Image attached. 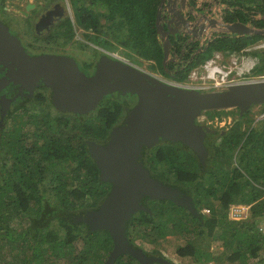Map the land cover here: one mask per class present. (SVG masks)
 Returning <instances> with one entry per match:
<instances>
[{
	"label": "trees",
	"instance_id": "obj_1",
	"mask_svg": "<svg viewBox=\"0 0 264 264\" xmlns=\"http://www.w3.org/2000/svg\"><path fill=\"white\" fill-rule=\"evenodd\" d=\"M216 1L222 4L224 22L264 29V0ZM74 2L78 24L99 26L102 41L116 42L122 55L150 62L153 70L174 81H184L215 51L239 53L264 41V34L220 32L204 52L195 54L197 40L170 34V55L183 58L163 67L155 24L160 0ZM249 53L256 64L246 76L264 74V47ZM106 96L87 116L55 110L44 91L36 90L16 99L0 120V264H102L106 259L113 246L108 231L89 230L76 220L97 209L109 188L99 179L87 145V140H107L124 117L122 98ZM233 109L204 112L235 114L225 131L206 135L204 165L180 142L159 141L154 152L144 147V163L152 174L189 196L201 214L194 216L168 199H149L144 205L150 212L132 214L124 233L129 243L139 247L136 241H142L149 248L145 254L166 260L151 264H213L221 255L223 264H264V234L258 229L264 224V116L256 120L250 108L242 114ZM159 163L162 173L156 170ZM237 205L246 207V213L230 218V208ZM169 233L183 241L175 247L176 259L161 248ZM113 264L139 263L121 254Z\"/></svg>",
	"mask_w": 264,
	"mask_h": 264
},
{
	"label": "water",
	"instance_id": "obj_2",
	"mask_svg": "<svg viewBox=\"0 0 264 264\" xmlns=\"http://www.w3.org/2000/svg\"><path fill=\"white\" fill-rule=\"evenodd\" d=\"M163 3L164 0H160L155 19L163 46V67L174 59L170 55L169 35L182 30L192 41L198 40L207 27L213 29L217 25L222 26L223 32L235 35L264 34V29L238 21L218 22L206 13H201L198 23L191 26L181 11L182 6L177 7L178 0H168L171 7H167V15ZM207 45L199 46L195 54L204 52ZM115 59L112 63L102 59L92 73L85 74L72 58L28 55L19 40L0 22V66L5 69L0 76V90L8 84L14 89L10 96L0 94V120L16 99L32 96L38 84L51 89V101L56 110L77 114L94 109L104 96L113 92L136 95L137 103L127 113L123 124L112 128L105 145L87 141L99 169V179L107 181L111 187L97 209L78 215L76 220L84 222L89 230L108 231L113 246L102 264H113L121 254L133 256L139 264L165 263L164 258L147 255L140 247L131 245L124 234L125 224L132 214L140 210L150 212L140 199L143 196L168 199L194 216L201 217V214L179 188L150 175L139 161L143 148H151L164 139L180 142L204 165L208 150L203 137L205 131L213 130L203 129L198 123L199 117L205 111L231 108H238L242 114L252 105H260V117L264 116V81L251 79L222 90L199 91L178 87L135 64ZM165 72L170 73L167 69Z\"/></svg>",
	"mask_w": 264,
	"mask_h": 264
},
{
	"label": "flooded vegetation",
	"instance_id": "obj_3",
	"mask_svg": "<svg viewBox=\"0 0 264 264\" xmlns=\"http://www.w3.org/2000/svg\"><path fill=\"white\" fill-rule=\"evenodd\" d=\"M66 1L67 2L65 3V0H0V22L4 24L9 30V32L19 40L21 46L28 55L38 56L43 54H51V55L69 57L76 62L78 68L85 74L92 73L94 68H96V66L102 59L112 63V61L116 60L115 58H119L118 55L112 53L113 51L111 50L112 48L110 44L105 43L102 47H99L98 44H96L97 40L100 41L99 32L98 30H96L99 28V26H95L93 28L92 27L85 28L83 25L78 24L76 20L77 19L75 14L76 6L74 0H66ZM163 6L165 10V15H167L166 9L167 7H171V3H168V0H164ZM180 6H182L181 9L182 8L184 9L183 15L189 21H194L196 23L200 17L199 14L201 13V11L202 10L205 11L206 9L204 1H202L201 4L197 6L198 9L195 7V5L192 4L190 0H178L177 7ZM192 6L195 7L194 10L198 13V15L196 16L194 15L195 12L194 10L190 12V8ZM186 9L188 10L185 11ZM180 33L186 34V31L182 30ZM88 47H90V49ZM97 47L99 49L96 50ZM87 48L89 50H87ZM91 49L96 50V52L92 53V55H84L85 52L89 53ZM173 58L174 59L172 61L176 64H179L182 61L183 55L181 56L176 55L173 56ZM4 72L5 69H1L0 66V76ZM161 76L163 77V75ZM36 90H43L44 95L52 103L51 89L49 87L43 84H38L37 86L34 87L32 96L35 94ZM13 93H14V89L10 84L6 85L0 90V94H6L8 96H10ZM107 95L111 97L117 95L122 98L124 102L123 103L124 117H120L116 123H118V125L123 124L127 113L137 103V96L129 95V94L120 95L118 92H113ZM96 107L88 111L87 113H82L81 115L87 114L88 116L89 114L92 113L94 114L93 111L96 109ZM98 119L101 120L100 118ZM198 123L202 126L203 129L208 128L206 124L200 121H198ZM214 132L215 130H213V132L205 131L203 137V143L205 146H206L205 144L206 135H208V133H214ZM87 141H91V140H87ZM94 143L105 145L107 143V140L94 141ZM157 143L151 148L146 147V149L152 150L153 147L157 145ZM175 143H179V142H175ZM143 150L141 153V157L139 158V161L142 162L143 166L149 171L150 175L152 177H155L152 174V172L148 169V166L144 163L145 160L143 156ZM152 151L154 152L155 150ZM98 176H99V169H98ZM155 178L158 179L157 177ZM105 182L109 184L108 191L106 192L105 195L106 197L110 190L111 184L108 183L107 181ZM149 199L150 198H148L147 196H143L139 202L142 203L143 205L148 204L147 200ZM89 210H94V209H89Z\"/></svg>",
	"mask_w": 264,
	"mask_h": 264
},
{
	"label": "built area",
	"instance_id": "obj_4",
	"mask_svg": "<svg viewBox=\"0 0 264 264\" xmlns=\"http://www.w3.org/2000/svg\"><path fill=\"white\" fill-rule=\"evenodd\" d=\"M206 3V2H205ZM210 5V3L208 4ZM207 16L210 18H216L218 22H223L214 12V8L206 9ZM202 20V19H201ZM204 20H202L203 22ZM192 26L194 21L189 22ZM204 23L208 25V22L205 20ZM218 31V32H216ZM222 31V26L217 25L215 28L211 29L209 27L206 28L205 32L198 39V43L200 47H203L211 40L213 34L220 33ZM264 47L263 44L254 45L252 47H248L240 51L239 53L233 52L228 56V61H224L223 54L220 52H213L212 55L201 62L198 66L192 68L187 78L184 81H174L171 79L163 78L169 83H172L178 87H184L188 89H195L199 91H211V90H222L227 88L230 85H234L236 83H240L248 80H263L264 74L256 75V76H246L245 74L250 73L253 67L256 64V58H251L248 55H245L243 51H250L254 48ZM245 75V77H243ZM205 211H208L205 209ZM259 231L264 234V224L259 225Z\"/></svg>",
	"mask_w": 264,
	"mask_h": 264
},
{
	"label": "rangeland",
	"instance_id": "obj_5",
	"mask_svg": "<svg viewBox=\"0 0 264 264\" xmlns=\"http://www.w3.org/2000/svg\"><path fill=\"white\" fill-rule=\"evenodd\" d=\"M190 1L193 2V4L196 5V6L200 5L202 1L206 2L205 3L206 9L214 8V12L216 13V15L218 16V14L220 12L219 16L222 19V4H220L218 1H216V0H190ZM66 2L67 1L65 0V3ZM209 3H210V5H208ZM206 9H205V11H206ZM205 13H207V12H205ZM222 21H223V19H222ZM216 32H218V31H216ZM263 42H261V43L263 44ZM261 43L259 42L256 45L261 44ZM96 44H98L99 47H102L105 44V41H102V39L100 38V41L97 40ZM105 46H107V45H105ZM110 46L112 48L111 50L113 51L112 53H115V54L121 56L122 58H125L126 61H129L130 63L135 64L136 66H138V67H140L142 69H145L146 71L151 72V73L157 75L160 78H165V77H162L161 74L158 73L157 70H153L150 67V65H149L150 62L143 61V60H141L139 58L137 59V57L135 55H122L120 53V50H122V49L119 46H117L116 42H114V44H110ZM250 47H252V46H250ZM88 48L90 49V47H88ZM88 48H87V50H89ZM97 49H99V48L97 47L96 50ZM96 50L91 49L89 53L85 52L84 55H92V53H95ZM243 53L245 55L250 56L251 58H254L252 55H250L249 51H243ZM223 58H224V61H228V59H229V57L225 56V55H223ZM262 73H263V71H262ZM245 75H247V74H245ZM245 75L243 77H245ZM259 106L260 105H254L251 108V110H250V114L253 117H255L256 120L262 118V117H260L261 114L259 113ZM231 109H233V108H231ZM234 115H235L234 113L233 114H228V115H225V114L223 115L222 114L220 116L219 115L203 113L202 116L199 117V121L204 123V124H206L209 129H213L215 131H221L223 129L222 131H225L233 123ZM65 169L67 170L68 168L65 167ZM156 170L159 173L163 172V168H162L160 163L157 164ZM230 210H231L230 218H233V219L239 218V216H241V215L243 216L246 213V207L241 206V205L232 206L230 208ZM202 212L208 213L207 211H205V209H202ZM173 236H174V234L169 233V235H167V237H166L168 239V241L162 243L161 244V248H162V251L165 253L166 256H169L172 259H176V256L174 254L175 247H177L178 244L182 243L183 241L181 239H175V237H173ZM136 242H137V245L141 249H143L145 251H147L149 249L148 246L145 243H143L142 241L137 240ZM197 243L200 244L201 242H197ZM201 245H202V243H201ZM219 248H221V247H219ZM224 261H225L224 257H223V255H221L217 259V262H214L213 264H223Z\"/></svg>",
	"mask_w": 264,
	"mask_h": 264
},
{
	"label": "crops",
	"instance_id": "obj_6",
	"mask_svg": "<svg viewBox=\"0 0 264 264\" xmlns=\"http://www.w3.org/2000/svg\"><path fill=\"white\" fill-rule=\"evenodd\" d=\"M193 5H194V4H193ZM192 7H194V6H192ZM195 7L197 8L196 5H195ZM195 7H194V8H195ZM194 8H193V10H194ZM197 9H198V8H197ZM187 10H188V9H186L185 11H187ZM181 11H182V13H184V9H183V8L181 9ZM194 11H195V10H194ZM194 11H193V12H194ZM201 13H205L204 10H202ZM201 13H200V14H201ZM200 14H199V15H200ZM194 15H198V13L195 11V12H194ZM253 106H254V105H253ZM253 106H251L250 109H251ZM259 113H261V106H259Z\"/></svg>",
	"mask_w": 264,
	"mask_h": 264
},
{
	"label": "clouds",
	"instance_id": "obj_7",
	"mask_svg": "<svg viewBox=\"0 0 264 264\" xmlns=\"http://www.w3.org/2000/svg\"><path fill=\"white\" fill-rule=\"evenodd\" d=\"M195 41H196V40H195ZM197 41H198V40H197ZM113 54H115V53H113ZM115 55H117V54H115ZM118 57H119V58H122V57L119 56V55H118ZM122 59H123V60H126L125 58H122ZM127 62H129V61H127ZM129 63H130V62H129Z\"/></svg>",
	"mask_w": 264,
	"mask_h": 264
}]
</instances>
